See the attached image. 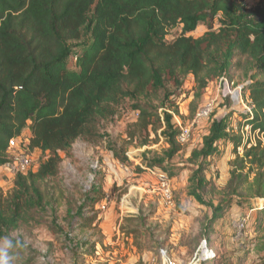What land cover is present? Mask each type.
Here are the masks:
<instances>
[{"label": "trees", "instance_id": "trees-1", "mask_svg": "<svg viewBox=\"0 0 264 264\" xmlns=\"http://www.w3.org/2000/svg\"><path fill=\"white\" fill-rule=\"evenodd\" d=\"M254 1L0 0V168L12 159L10 141L15 138L25 143L26 129L30 137L25 146L48 153L36 171L19 173L10 220L8 204L0 197V238L25 214V206L57 211L65 205L66 192L50 183L60 173V152L80 138H96L101 121L115 116L127 99L138 112L129 130L132 140L140 138V145L145 146L151 131L157 133L165 125L172 154L180 151L181 129L168 130L171 114L159 112L171 96L169 82L180 86L192 75L194 97L200 99L216 78L225 76L233 84L244 78L242 95L253 106L245 121L253 133H264V0ZM201 24L207 27L203 35L189 34ZM179 26L182 33L168 41L170 31ZM85 27L91 41L78 44L76 68L70 69L67 59L74 47L68 42L81 40ZM191 109L193 113V104ZM222 139L232 145L234 157L230 178L218 192L220 202L211 205L206 231L237 204L257 210L255 225L264 233L261 139L247 146L241 133L228 131L226 119L216 121L193 154L198 163L196 185L203 189L208 184L199 174ZM146 164L161 166L156 161ZM163 170L169 179L176 176L168 167ZM212 191L217 190L213 187ZM102 197L96 187L87 196L85 192L83 209L95 207ZM79 217L83 227L97 220V215ZM73 249L75 259L83 261L96 254V245L86 239ZM254 250L264 253V235ZM18 252V264L36 263L35 251L28 245ZM197 264L228 262L214 257Z\"/></svg>", "mask_w": 264, "mask_h": 264}, {"label": "rangeland", "instance_id": "rangeland-1", "mask_svg": "<svg viewBox=\"0 0 264 264\" xmlns=\"http://www.w3.org/2000/svg\"><path fill=\"white\" fill-rule=\"evenodd\" d=\"M206 31V25L201 24L189 34L199 37ZM181 33L182 26L172 29L168 41ZM90 41L91 34L85 27L81 40L68 42L74 47L67 59L70 69L76 68V54L81 51L78 44ZM244 82L239 77L232 86L238 89ZM194 87L192 75L180 86L169 82L171 96L159 108L162 115L171 114L172 128L168 130L191 128L189 139L180 144L181 149L175 154L165 136V125L157 133L151 131L150 143L145 146L140 145V138H130L129 130L137 121L138 112L131 109L128 99L115 116L101 121L96 138H80L60 152V173L50 183L66 192L65 205L57 211L25 206V214L6 229L28 241L27 245L35 251V264H197L204 259L203 251L207 255L206 250L213 251L215 259L225 258L228 264H264V253L254 250L264 235L255 225L259 215L256 209L235 204L206 231L213 213L211 205L220 202L218 192L230 178L232 145L225 139L218 141L217 151L205 160L199 174L208 181L203 189L196 185L198 163L193 159L194 151L202 147L216 121L226 119L228 131L233 129L245 140L256 141L258 136L246 129V103L234 104L230 95L224 96L219 78L210 83L200 99H195ZM159 95L163 96L162 90ZM210 100H216L211 116L194 122L197 110ZM23 137L25 143L13 149L11 155L26 151L33 159L30 170L36 171L48 153L30 151L25 146L29 129ZM260 139L264 143V137ZM243 150L242 147L240 152ZM153 161L161 166L148 167L146 163ZM164 166L176 176L162 178L161 172L167 173ZM18 175L0 168V197L11 204V208L6 205L8 220L15 208L12 202L18 192ZM94 187L102 190L103 197L95 207L88 205L83 209L81 198ZM80 214L86 218L97 215V220L83 227ZM81 239L96 245V254L86 257L85 262L75 259L73 252L74 244Z\"/></svg>", "mask_w": 264, "mask_h": 264}, {"label": "built area", "instance_id": "built-area-1", "mask_svg": "<svg viewBox=\"0 0 264 264\" xmlns=\"http://www.w3.org/2000/svg\"><path fill=\"white\" fill-rule=\"evenodd\" d=\"M219 82L220 85L223 87L222 92L224 96L230 95L231 99L233 100L234 104H239V103H246V114H252V108L253 106L251 105L250 101H246L242 95V87L240 86L238 89H234L233 88V83H231L228 78H226L225 76L219 78ZM215 103L216 100H210L208 102H206L205 104H203V106H201L195 115V119L194 122H198L200 120H203L205 118H208L209 116H211L214 108H215ZM246 129L248 130V132H252V126L250 124L246 125ZM190 133H191V128L190 127H181V133L179 136V140L180 142L184 143L187 142V140L190 137ZM245 133L243 132V135ZM253 136L256 137L258 136L257 139H260V136L264 137V133H260V131H256L253 133ZM244 143L247 146H251L252 144H255L256 141H254V139H251V141L249 140H245L243 137ZM22 143V141L18 140V139H12L10 141V149H16V148H20V144ZM242 150V148H240ZM12 153V151H11ZM33 164V159L31 157V155H29L28 153H26V151L22 150L18 155H12V159L10 161H8L2 168H7L9 169L11 172L13 173H22V174H26L28 173L30 170V167ZM151 172L155 173L153 170L150 169ZM162 178L164 179H169L167 174L165 172H161L160 175ZM168 197H171V195H168ZM207 251V255L204 257V259H212L214 258V253L213 251ZM214 256V257H213ZM203 259V260H204Z\"/></svg>", "mask_w": 264, "mask_h": 264}, {"label": "clouds", "instance_id": "clouds-1", "mask_svg": "<svg viewBox=\"0 0 264 264\" xmlns=\"http://www.w3.org/2000/svg\"><path fill=\"white\" fill-rule=\"evenodd\" d=\"M27 240H22L17 233H8L0 238V264H18V249L27 247Z\"/></svg>", "mask_w": 264, "mask_h": 264}]
</instances>
